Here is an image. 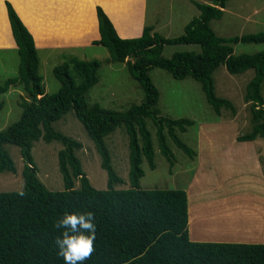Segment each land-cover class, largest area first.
<instances>
[{"label": "trees", "instance_id": "1", "mask_svg": "<svg viewBox=\"0 0 264 264\" xmlns=\"http://www.w3.org/2000/svg\"><path fill=\"white\" fill-rule=\"evenodd\" d=\"M195 5L199 15L175 38L151 32L145 25L137 37H121L107 13L96 7L99 39L92 44L107 47L112 61L126 62L131 75L144 90V98L125 110L88 103V92L99 82L101 62L72 57L56 65L53 74L61 83L56 92L48 93L40 72V56L32 33L10 2H6L11 33L17 46L20 65L17 76L0 85V97L12 86H23L27 98L19 103V118L0 131V173H15L6 145L19 148L23 160V189L0 192V264H64L57 256L55 238L60 230L54 223L65 213L94 211L97 234L96 251L85 264H264V242L193 241L186 191L183 189H144L139 180L144 175L145 158L155 168L150 120L160 154L172 170L176 161L167 136L188 158L198 155L178 136L194 124L190 118L171 119L157 108L160 91L150 75L163 69L176 80L187 77L199 81L207 102L217 115L221 108L236 109L232 101L217 94L214 72L225 65L232 74L254 70L247 84L246 100L251 101V129L236 137L239 142L264 138V49L254 53H234L239 42L264 43V31L219 36L210 22L222 16L228 0H206ZM196 44L201 50L177 52L163 56L165 46ZM4 103L0 98V113ZM73 112L93 141L106 171L107 187L95 188L89 182L76 150L80 141L57 128L58 120ZM122 127L128 138L130 187L116 189L122 178L115 172L105 137ZM166 131V132H165ZM167 134H165V133ZM58 141V169L63 189L50 190L37 177L31 154L33 142ZM74 178L79 187H74ZM23 192V195L20 193Z\"/></svg>", "mask_w": 264, "mask_h": 264}, {"label": "rangeland", "instance_id": "2", "mask_svg": "<svg viewBox=\"0 0 264 264\" xmlns=\"http://www.w3.org/2000/svg\"><path fill=\"white\" fill-rule=\"evenodd\" d=\"M114 1L117 0H110L105 11L119 35H133L139 32L141 25L143 27L150 25L151 32H156L166 38H175L183 34L185 25L199 15L195 1L207 2L206 0H118L123 2L122 8H119L118 5L114 6ZM130 1L133 2L131 8L126 6V3L130 4ZM6 2H10L14 9L19 11L21 20L36 36L37 51L40 56V72L44 75L45 88L48 93L56 92L61 85L53 74L54 67L69 61L72 57H78L85 60L98 59L101 62L98 71L100 79L88 92L86 98L88 103L98 102L107 108L125 110L144 98V90L138 80L129 72L127 63L112 61L107 47L91 43L96 39V29L94 25H92L93 28L90 27V20L86 27H82L81 19V29H76L78 24L73 23L68 36L71 40L67 41L73 45H66V41L59 42L65 40L62 27L64 20L55 15L58 16L61 13L60 7L65 5H56L61 4L58 0H54L53 16L47 14L42 18L35 16L37 7L32 8L33 5H38L37 1L31 3L30 0H3L0 3V85L17 76L20 65V57L7 17ZM51 3L52 0H44L43 5L51 6ZM27 7H30L27 15L29 18L24 16ZM96 7L94 9L95 16ZM85 21L83 20V22ZM210 24L217 35L224 37L264 31V0H228L225 7L222 8V16L219 19H213ZM50 32L53 35L49 34ZM46 42L51 45L46 47ZM263 49L264 43L239 42L234 44L235 54L254 53ZM187 50L200 51L201 48L196 44L165 46L163 56L171 58L175 53ZM150 75L160 91L157 108L161 115L171 119H193L194 124L190 125L185 133L181 134L178 130L176 133L189 147L197 150L199 146V150L200 148L201 151L203 150L202 153L206 160L199 159L200 153L199 157L188 158L167 136L168 146L176 159L173 169L169 170V163L158 150L155 129L148 120L147 126L152 134L155 168L150 169L147 160L143 158L141 165L144 175L139 180L140 186L150 190H185L186 194L190 193L191 214H198L195 212H199L202 206L206 211L205 214L210 216L207 217L208 221L204 220L203 224L197 223L200 219L198 216H195L197 220L193 218L194 222L190 225L191 237L196 238L198 234L215 235L213 233L222 235L228 230L221 231L220 224L224 223L221 220L238 221L242 217L245 222L246 218L252 215L251 213L257 212L254 202L258 198L249 193L243 184L245 180L258 178L255 176L257 164L248 162L246 159L241 161L242 159L230 152L227 153L229 158H224V162L221 163L223 153L217 151L215 155L218 161L212 162L213 154L211 152L213 150L211 151L212 147L210 149L208 147L216 138H222L224 143H228L251 129L253 122L250 105L252 102L246 100V88L254 76V70L249 69L243 73L232 74L225 65L216 69L213 74L216 92L219 96L231 100L236 109L233 113L229 108H221L220 115H217L208 104L199 81L192 77L176 80L168 72L159 68L151 70ZM262 92L264 95V86ZM27 96L23 86H12L7 93L0 97L4 103V110L0 113V131L19 118L21 113L19 103ZM58 121V129L82 143V147L76 150V155L91 185L98 189L106 188V171L101 167L100 156L81 122L73 112L66 113L62 120ZM225 123H229V129L223 128ZM209 140H213L212 143H209ZM105 142L110 151L112 166L122 178L121 182L113 185L114 188H129L128 138L124 129L116 128L105 137ZM259 144L262 148V178L260 180L264 182V138H260ZM61 147L62 145L58 141L47 143L40 139L33 142L31 148V154L37 166V177L50 190H62L64 187L57 162V152ZM4 148L13 160L15 173L8 171L0 173V192L20 191L24 185L22 177L24 163L20 150L14 145H6ZM226 148L232 150V146ZM208 164H210V169L207 167ZM213 165L220 168L216 169ZM249 166L251 169L246 170ZM246 177L247 179H245ZM74 187H79L78 178H74ZM197 204L199 205L197 206ZM259 207H261L260 204ZM195 208L197 209L194 211ZM210 210H215V212L210 213ZM249 210L253 212H247ZM252 218L251 221L255 224L257 219ZM190 222L192 221L190 220ZM239 224L242 227L243 223L241 224L239 221ZM230 225L232 226V224Z\"/></svg>", "mask_w": 264, "mask_h": 264}, {"label": "crops", "instance_id": "3", "mask_svg": "<svg viewBox=\"0 0 264 264\" xmlns=\"http://www.w3.org/2000/svg\"><path fill=\"white\" fill-rule=\"evenodd\" d=\"M34 1L38 2V5H33L34 7L37 6V8H38V10L35 11L36 17L41 18V17L46 16L48 13L51 16H53L52 13L54 10V0H52L51 6L50 5L47 6L46 4L44 6L43 5L44 0H30L31 3H33ZM58 2H61V4H56V5H60V6L65 5V6L60 7L61 13L58 16L55 15L56 17L64 20L62 23L63 24L62 27L64 29L63 33H64L65 40H61L59 42L66 41L65 42L66 45H73V44L67 43V41L71 40V38H69L68 36L70 34V30H71V27L73 26V23L78 24L76 26V29H81V19H82V27H86L88 20H90V27L93 28L92 25H94V27L96 29L95 38L99 39L100 34L98 31V20H97V16H95L94 9H95L96 5H100L102 7V9H104V11H105L106 10L105 7L110 4V0H58ZM66 4H68V5H66ZM122 4H123L122 1H120V2L118 0L114 1L115 7H117V5H118L119 8H122L121 7ZM132 4H133V2L130 1V4L126 3V6H129V8H131ZM33 6H32V8H33ZM27 8L28 9H26V11L24 9H22L25 11L24 16L28 15V12H29L28 10L30 7H27ZM63 8H65V9H63ZM49 9H51V10H49ZM16 11H17L18 15H20V13L17 9H16ZM37 12H40V14H38ZM83 20H86V21L83 22ZM65 21H66V23H65ZM142 29H143V25H141L139 32L136 34L127 35V36L119 35V36H121V37H137V36L141 35ZM54 33H57V32H54ZM49 34H52V33L50 32ZM32 35H33L35 42H36V40H37L36 36L33 33H32ZM48 45H51V44L46 42L45 46L47 47ZM79 45H81V44H79ZM228 127H229V123H225L223 125V128H225V129L230 128V127L229 128ZM212 141L213 140H209V143H212ZM259 142H260V138H257V139L252 140V141H242V142H239L236 139H233L228 143H224V140L222 138H216L214 140V142L212 143V145L208 147L209 149L212 147L211 151L213 150L211 152L213 154L212 155V162L218 161V158L215 155V152L217 151L218 153H223V156H221V158H222L221 163L224 162L223 161L224 158H226V157L229 158V156H227V153L230 152L231 154L238 156L239 159H242L241 161H244V159H246L248 162H252V163L257 164L256 171H257L258 175H257V173H255V176L258 178L253 179V180L252 179L251 180L250 179L245 180V183H243V184L245 185V187L249 191V193L253 194L254 196H256L258 198L254 202L255 205L257 206V212L258 213L256 211L254 213L251 210L247 211V212H250V213L253 212V213H251L252 215H250L246 218L245 222H243L242 217L239 218V220L241 221V224L242 223L244 224V225L242 224L243 228L241 227V225L239 224L238 221H235V220L230 221L229 220V222H228V220H227L222 225L220 224V227L222 229L221 231L227 230V228H228V231H225L224 234L219 235L220 233H213L215 235L217 234L216 236L215 235H200V234H198V237H196V238L191 237V239L193 241L199 240V241H225V242H264V200H263V198H264V182H262L260 180V178H262V176H261V174H262V170H261V168H262V162H261L262 148H260ZM227 146H232V150H229L228 148H226ZM200 147H201V145H200ZM202 151H201V148L199 150V146H198V148H197L198 155L197 156L199 157V153H200L199 159L200 160H202V159L206 160V157L202 153ZM237 153H239V154H237ZM209 165L210 164H208L207 167L210 169ZM213 167L216 169L220 168V167H217L215 165H213ZM250 169L251 168L249 166V167H247L246 170H250ZM246 173H251V172H246ZM245 179H247V177ZM187 193H188V191H187ZM189 194L190 193H188L187 195H188V204L190 205ZM259 204L261 205V207H259ZM198 205L199 204H197V206ZM255 205H253V206H255ZM198 208H200V207H198ZM196 209L197 208H195L194 210H196ZM214 212H215V210H213V211L210 210V213H214ZM205 213H206L205 209L201 206L198 214L196 215L200 218L197 223L204 222V220L208 221L209 218H207V217L209 215L205 214ZM189 215H190V220L194 221L193 218H195V214L194 215L191 214L190 208H189ZM251 218L257 219V222L254 224L251 221ZM216 222H218V221H216ZM191 223L192 222H190V225H192ZM231 223H232V226L230 225ZM222 226H224V227H222ZM238 227L239 228L241 227L242 229H239ZM205 230H207V229H205ZM240 233H242V234L240 235Z\"/></svg>", "mask_w": 264, "mask_h": 264}, {"label": "clouds", "instance_id": "4", "mask_svg": "<svg viewBox=\"0 0 264 264\" xmlns=\"http://www.w3.org/2000/svg\"><path fill=\"white\" fill-rule=\"evenodd\" d=\"M23 194V192L20 193V195ZM95 221V212L90 210L65 213L54 223V228L60 230V235L54 241L57 256L62 258L64 264H85L91 259L96 251L97 224Z\"/></svg>", "mask_w": 264, "mask_h": 264}, {"label": "bare ground", "instance_id": "5", "mask_svg": "<svg viewBox=\"0 0 264 264\" xmlns=\"http://www.w3.org/2000/svg\"><path fill=\"white\" fill-rule=\"evenodd\" d=\"M23 1V0H22ZM3 2V0H0V3H2ZM23 3V2H22ZM37 5V4H36ZM35 7H37V6H35ZM35 7H33V8H35ZM23 8V7H22ZM62 9V8H61ZM63 9H65V8H63ZM36 10H38V8H36ZM49 10H51V9H49ZM29 11V10H28ZM32 11V10H31ZM71 11V10H70ZM23 12V11H22ZM31 13V12H30ZM38 13V12H37ZM67 13V12H66ZM23 14V13H22ZM36 14V13H35ZM49 14V13H48ZM33 16V15H32ZM47 16V15H46ZM50 16V15H49ZM73 16V15H72ZM27 17V16H26ZM51 17V16H50ZM29 18V17H28ZM42 18V17H41ZM35 19V18H34ZM52 19V18H51ZM46 20V19H45ZM50 20V19H49ZM54 20V19H53ZM25 21V20H24ZM29 22V21H28ZM39 23V22H38ZM37 23V24H38ZM59 23V22H58ZM42 27H43V25H42ZM41 27V28H42ZM35 29V28H34ZM37 32V31H36ZM35 32V33H36ZM5 33V32H4ZM41 33V32H40ZM5 35V34H4ZM40 38V37H39ZM5 39H6V36H5ZM201 188V187H200ZM219 190V189H218ZM222 198V197H221ZM231 203V202H230ZM228 204V203H227ZM195 211V210H194ZM195 213H198L197 211L195 212ZM194 215V214H193ZM197 214H195V216H196ZM263 216V215H262ZM197 220V219H196ZM195 220V221H196ZM240 220H238V222H239ZM194 221H192V223H193ZM197 222V221H196ZM221 222L223 223V222H225V220H221ZM228 222H229V220H228ZM241 222V221H240ZM202 224H203V222H201ZM216 223V222H215ZM199 224V223H198ZM232 224V223H231ZM200 226V225H199ZM214 226V225H213ZM202 227V226H201ZM219 227V226H218ZM239 228V227H238ZM241 228V227H240ZM239 228V229H240ZM199 229V228H198ZM217 229V228H216ZM225 229V228H224ZM220 230V229H219ZM222 230V229H221ZM227 230H228V228H227ZM200 231V230H199ZM210 231V230H209ZM202 232V231H201ZM216 232V231H215ZM219 235H221V234H219ZM262 236V235H261ZM259 237V236H258Z\"/></svg>", "mask_w": 264, "mask_h": 264}, {"label": "water", "instance_id": "6", "mask_svg": "<svg viewBox=\"0 0 264 264\" xmlns=\"http://www.w3.org/2000/svg\"><path fill=\"white\" fill-rule=\"evenodd\" d=\"M110 18V17H109Z\"/></svg>", "mask_w": 264, "mask_h": 264}]
</instances>
